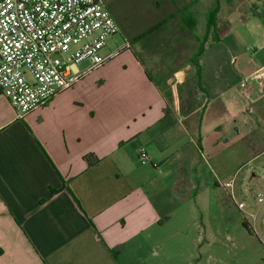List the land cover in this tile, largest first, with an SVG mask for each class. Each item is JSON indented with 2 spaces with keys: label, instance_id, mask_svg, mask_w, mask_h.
<instances>
[{
  "label": "crops",
  "instance_id": "0c3cea01",
  "mask_svg": "<svg viewBox=\"0 0 264 264\" xmlns=\"http://www.w3.org/2000/svg\"><path fill=\"white\" fill-rule=\"evenodd\" d=\"M225 1L156 0L158 21L173 15L157 46L142 44L150 35L133 41L140 33L128 35L105 1L124 40L117 47L128 39L131 48L25 116L0 91V264L219 260L203 220L191 228L189 216L198 214L194 188L216 192L210 201L228 200L219 189L229 176L231 148L233 160L252 153L264 168V77L243 82L264 65V32L239 34L251 19L260 17L264 26V0L260 15L247 16L246 7ZM217 6L221 37L199 56V87L191 53ZM188 14L197 20L194 31L183 19ZM143 146L147 164L139 159ZM239 169L226 188L232 199ZM244 259L236 254L237 264Z\"/></svg>",
  "mask_w": 264,
  "mask_h": 264
},
{
  "label": "built area",
  "instance_id": "2783aa9c",
  "mask_svg": "<svg viewBox=\"0 0 264 264\" xmlns=\"http://www.w3.org/2000/svg\"><path fill=\"white\" fill-rule=\"evenodd\" d=\"M11 5V6H9ZM120 27L105 0H0V89L25 116L54 96L75 86L87 73L103 66L130 43L101 54L106 40ZM74 44L75 50L65 53ZM88 61L80 70L77 64ZM264 65L243 78L261 81ZM142 164L150 162L139 149ZM263 199L262 193H259ZM239 207H244L240 202Z\"/></svg>",
  "mask_w": 264,
  "mask_h": 264
},
{
  "label": "rangeland",
  "instance_id": "374dc122",
  "mask_svg": "<svg viewBox=\"0 0 264 264\" xmlns=\"http://www.w3.org/2000/svg\"><path fill=\"white\" fill-rule=\"evenodd\" d=\"M114 9L118 19L122 22L128 35H134L141 33L148 29L150 25L161 19L162 13L157 9L155 5L156 0H105ZM259 0H255V5H248V0H230V6L233 8L242 9L246 7L245 13L251 15L252 12H256L257 15L262 13L263 5L258 3ZM224 3L226 1L224 0ZM251 4V2H250ZM249 6V7H248ZM202 21H200L201 25ZM203 27V26H202ZM202 27L200 29H202ZM225 30L228 28H224ZM250 30V31H249ZM197 31V30H196ZM264 32V26L260 17L251 19L248 21L247 26H241L239 34L245 39H250L252 36L259 37L260 33ZM198 33V32H197ZM160 35V31H156L143 41V45L157 46V40ZM124 42L122 34L119 32L106 40V46L101 50V54L106 53L109 50H115L117 45H122ZM200 44V42H199ZM78 44L65 53V56L70 55ZM199 47V45H198ZM256 44L253 43L250 47V53L254 54ZM196 46L191 44L188 51L194 50ZM198 49V48H197ZM194 50L191 55L196 53ZM192 56V57H193ZM143 61L148 62L143 54ZM155 60V59H154ZM184 60V59H183ZM88 61H83L77 64V66L83 70L88 66ZM148 64V63H147ZM239 85L243 86L241 77H238ZM233 148L230 149V170L229 176L223 179V187H221L220 195L226 199L223 202H214L211 200V195L216 192L209 188H194L195 198H191L193 206H198V214H191L189 217L191 220V228L197 224L201 225V219L206 226V232L208 239L212 234V243L214 245V255L216 260L214 264H237L236 254L240 255L244 253V262L246 264H264V168L262 159H255L254 154L247 153L242 161L239 159L233 160ZM240 167V169H239ZM238 171L236 174L239 184V191L234 199L226 193V188L230 190V179L233 175L232 169ZM232 171V172H231ZM254 174V175H253ZM259 193H262L263 199H260ZM243 202L244 207H239V203ZM202 211V212H201ZM197 218V220H193ZM248 220L250 225L248 229L245 228V221ZM196 222V223H195ZM186 232V231H185ZM184 232V233H185ZM193 232V230H191ZM193 234V233H192ZM191 234V235H192ZM205 236V235H204ZM203 236V237H204ZM232 243L242 244L245 243L247 247L244 252L232 247ZM231 248L233 251L228 252L227 249ZM252 261V262H251Z\"/></svg>",
  "mask_w": 264,
  "mask_h": 264
},
{
  "label": "trees",
  "instance_id": "16d2710c",
  "mask_svg": "<svg viewBox=\"0 0 264 264\" xmlns=\"http://www.w3.org/2000/svg\"><path fill=\"white\" fill-rule=\"evenodd\" d=\"M218 12H219V7L218 6L210 11L209 17H208V20H207L205 34H204L203 37H199L198 38L199 42H200L199 47H198L196 53L194 54V56L191 58V62L195 66V76L197 78V83H198L199 87L201 86V81H200L201 71H200V64H199V56L202 53V51L205 49V46H206V44L208 42L210 43V42H213V41H218L220 39V37H221L220 36L221 32L217 28V20H218L217 19V15H218ZM170 17L172 18L173 15H170V16L158 21L153 26H151L148 29H146L145 31L141 32L140 34L135 36L133 41H138L140 39H143L144 37H148L149 35H151L152 33L156 32V31H160L162 26L166 23V21H168V19H170ZM183 19H184V21L186 23L187 28L190 29L191 31H194V29L196 27V24H197V20H196L195 16L188 14ZM125 41L129 42L128 39H126ZM131 47H132V44L130 43V47L129 48H131ZM87 159H88L89 164H91V165L94 164L93 163L94 161H91V159H90V155L87 156ZM244 224H245V226L248 227V224L246 222Z\"/></svg>",
  "mask_w": 264,
  "mask_h": 264
},
{
  "label": "snow or ice",
  "instance_id": "6c2138e0",
  "mask_svg": "<svg viewBox=\"0 0 264 264\" xmlns=\"http://www.w3.org/2000/svg\"><path fill=\"white\" fill-rule=\"evenodd\" d=\"M9 6H11V5H9Z\"/></svg>",
  "mask_w": 264,
  "mask_h": 264
}]
</instances>
